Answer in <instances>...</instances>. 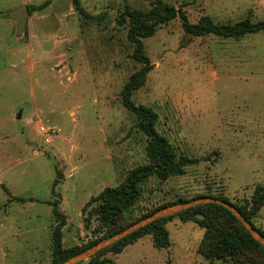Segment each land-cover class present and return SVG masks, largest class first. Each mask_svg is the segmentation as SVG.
Returning <instances> with one entry per match:
<instances>
[{
  "label": "rangeland",
  "instance_id": "1",
  "mask_svg": "<svg viewBox=\"0 0 264 264\" xmlns=\"http://www.w3.org/2000/svg\"><path fill=\"white\" fill-rule=\"evenodd\" d=\"M42 1L0 0V264H51L61 222L54 205L64 215L63 250L100 238L108 228L94 198L153 165L149 137L122 102L130 75L143 66L132 56L129 12L168 5L191 23L264 20V0H50L28 13L16 35L6 14ZM147 23L154 33L142 38L143 52L153 68L130 98L156 113L155 129L177 156L196 162L139 182L116 229L200 195L248 210L256 187L264 193V31L191 37L178 16ZM208 217L212 226L176 215L160 222L168 248H155L146 233L80 264H264L256 247L206 258L203 251L218 244L214 227L239 230L221 211ZM250 220L264 232V202Z\"/></svg>",
  "mask_w": 264,
  "mask_h": 264
},
{
  "label": "trees",
  "instance_id": "2",
  "mask_svg": "<svg viewBox=\"0 0 264 264\" xmlns=\"http://www.w3.org/2000/svg\"><path fill=\"white\" fill-rule=\"evenodd\" d=\"M49 2L50 0H43L38 5H28V13H30L32 10H41L45 8L49 4ZM128 16L131 26L128 29L127 36L129 40L134 44V51L132 56L136 61L141 62L143 66L138 71L130 75L128 82L126 83L122 92V102L127 109L133 112L140 119V127L149 137L147 150L150 158L152 159L153 165H144L135 168L134 170L129 172L124 183L121 186L106 187L97 195V197L94 198L96 200H99V203L94 208V211L99 215L102 224L108 228V232L83 247L70 250L62 249L60 226L64 224V215L61 214L57 210L56 205H54L52 208L53 214L60 217L61 222L60 225L56 227L53 233V258L51 264H58L66 260L76 253L84 250L85 248L94 245L100 239L113 235L119 230L151 214L159 208L174 203L184 202L201 196H208L200 195L190 199H180L165 203L160 207L154 209L153 211L140 216L126 226L116 229V222L120 217L122 210L131 206L138 196L137 185L139 182L152 174H155L161 178L167 177L171 174H179L182 172L183 168L186 165L196 162V159L194 158L177 156L165 137L160 135L155 129V122L157 117L156 113L149 107L141 104H134L130 98L132 91L136 90L144 84L146 74L153 68V65L150 63L149 58L143 52L142 38L150 36L154 33V27L152 26V24H149L147 22L153 19L156 23L162 24L178 16L182 20V26L185 33L189 34V36L191 37L206 34H213L221 37H238L249 33L264 31V20L251 22L248 19H244L234 24H216L208 16H202L196 23H191L188 21L186 15L180 9H176L173 6L168 5L156 6L146 13L132 11L128 13ZM215 198H219L229 202L224 198ZM263 202L264 193L261 192L260 187H256L252 195L251 205L248 210L246 206H235L233 203H230L234 205L243 215V217L252 224L250 218L260 209ZM212 209L221 211L230 219L234 220L239 225V230H226L223 228L220 229L219 227H214L216 230V237L218 238V244L214 249L203 251V254L206 258L211 259L222 256L225 252L228 253L233 250L251 249L252 247H256L264 253V248L251 237L249 232L238 221V219L233 216L226 208L214 203H205L190 207L176 214L153 221L152 223L127 235L116 243L100 250L95 255L89 258V262L106 251L117 253L123 243L134 240L146 233L152 234V244L155 248H168L170 245L169 235L165 228L158 225L160 222L176 215L182 219H187L189 217H200L198 220L201 224L210 225L208 216L209 211H211ZM210 226H212V224ZM260 232L264 235V232ZM92 262L93 264H96V260Z\"/></svg>",
  "mask_w": 264,
  "mask_h": 264
},
{
  "label": "water",
  "instance_id": "3",
  "mask_svg": "<svg viewBox=\"0 0 264 264\" xmlns=\"http://www.w3.org/2000/svg\"><path fill=\"white\" fill-rule=\"evenodd\" d=\"M27 16H28L27 4H21L6 14L7 19L15 21L16 35L22 34L23 28L27 21ZM55 174L57 179L63 178V174L57 168H55ZM205 203H214L226 208L233 216H235L238 219V221L249 232L251 237L264 248V235L258 229H256L250 222H248L234 205H232L230 202L224 201L219 198L210 197V196H201L198 198H193L184 202L174 203L159 208L156 211L152 212L151 214L119 230L113 235L100 239L94 245L85 248L84 250L76 253L75 255L67 258L66 260L58 264H78L80 262L88 260L91 256L95 255L100 250L116 243L117 241L121 240L127 235L139 230L140 228L152 223L157 219H161L176 214L178 212H181L190 207ZM96 264H106V263L99 262Z\"/></svg>",
  "mask_w": 264,
  "mask_h": 264
}]
</instances>
